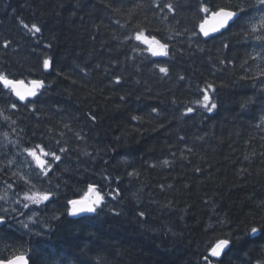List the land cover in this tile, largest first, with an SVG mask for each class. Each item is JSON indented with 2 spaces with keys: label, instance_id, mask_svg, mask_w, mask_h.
Masks as SVG:
<instances>
[{
  "label": "trees",
  "instance_id": "trees-1",
  "mask_svg": "<svg viewBox=\"0 0 264 264\" xmlns=\"http://www.w3.org/2000/svg\"><path fill=\"white\" fill-rule=\"evenodd\" d=\"M228 2L0 0V72L44 81L23 103L0 84V207L10 217L0 259L264 264V230L249 235L264 228V51L255 39L264 31L237 35L233 24L208 40L199 34L200 5ZM140 30L166 43L167 55L153 56L134 38ZM203 90L212 112L197 104ZM36 145L61 157L42 156L52 164L46 177L25 156ZM90 184L103 204L73 218L68 201L94 195ZM45 191L49 201L23 208L26 193ZM228 237L222 258L205 260Z\"/></svg>",
  "mask_w": 264,
  "mask_h": 264
},
{
  "label": "snow or ice",
  "instance_id": "snow-or-ice-1",
  "mask_svg": "<svg viewBox=\"0 0 264 264\" xmlns=\"http://www.w3.org/2000/svg\"><path fill=\"white\" fill-rule=\"evenodd\" d=\"M206 3V0H205ZM205 3L200 5L199 11L206 14L205 19L199 24V31L205 37H209L211 33H217L221 29H227L232 27L233 24L238 25L239 32L237 35H250L251 33H255L258 30L264 31V0H235V2H231L229 0L228 3H222L221 5L210 7L205 6ZM163 8H167L168 12L174 11V5L172 3H166L163 5ZM251 10V11H250ZM210 13V16L208 15ZM253 13H258L259 18ZM211 21V26L209 27V23ZM231 22V23H230ZM21 24L24 28L28 29L29 32L40 33L42 29L38 27L36 24H32L29 28L28 24L24 23L21 20ZM251 29V33L249 32ZM137 41H140L146 45H148V51L151 52L153 56L156 55H167L168 45L166 43H161L155 36L149 38L145 35L144 30H140L136 33L134 37ZM255 39L260 42L262 46V51H264V35H257ZM7 46V42L5 44ZM227 47V45H225ZM251 59H256L255 56H250ZM223 63V61H222ZM247 63V61H245ZM50 66V61L48 59L43 60V67L47 70ZM160 72L167 73L168 69L165 67H160ZM261 76H264V70L260 73ZM256 79L255 77L244 76L241 79ZM0 84L3 85L5 89L10 90L11 94L14 95L18 101H25L28 97H34L37 95L38 91L44 87V81L33 79L28 81L25 84L23 80L10 79L5 73L0 72ZM262 90H264V81L261 82ZM214 86L212 84L207 85V89H212ZM123 99V98H122ZM197 104L200 107H203L206 111L212 112L217 108V104L211 101V97L209 96L208 90H203L202 99L197 101ZM26 106V105H25ZM10 107L15 109L17 108V103L12 102ZM244 107V105H241ZM187 113L193 112L191 107L187 108ZM152 112H157V109L154 107ZM2 114V111H0ZM5 120L8 117H4ZM94 120L95 117L93 116ZM133 120H138L140 117L132 116ZM264 119V117H262ZM65 127H68L65 125ZM71 131V129H69ZM6 135V134H5ZM77 138H79V134H77ZM37 149H40V155L37 154L36 150L33 148H25L24 151L28 156L32 157L35 161L36 166L40 169V172L44 174V176H48L50 170L52 169V164L48 161L42 159V156H51L53 161H60L61 157L57 155L55 152H46L40 145H36ZM65 148H60V152H65ZM11 163V161L9 162ZM165 164L168 161H164ZM132 175V173H129ZM23 179V178H22ZM9 188L12 187L11 184L8 185ZM89 192L95 193L93 196H85L80 200H69L68 204L71 205L69 209V215L76 216L81 213H96L98 207L102 206L104 201V196L101 195L100 191H96L93 185H89ZM52 193L50 192H34L32 195H28L27 193L24 196V200L29 203H23V208H29L30 203L33 205H39L42 202L49 201ZM0 199H3L0 197ZM19 203V201H17ZM11 211L16 212L17 209H12ZM9 210L7 208L0 207V225H3L7 222L10 217L8 216ZM21 215H24L21 213ZM36 213H32V216H35ZM141 216L144 213H140ZM32 216H28V220H32ZM18 223L25 229L29 228V224L25 223L23 220L18 221ZM262 229H258L257 227H252L249 235L255 234ZM39 235L40 233H36ZM233 243L231 237L219 239L215 246L212 247L209 256L222 258L223 254L229 248V246ZM209 257H205V260H208ZM0 264H29V257H27L23 252L19 254H14L7 260L0 259ZM259 264V262H258Z\"/></svg>",
  "mask_w": 264,
  "mask_h": 264
},
{
  "label": "water",
  "instance_id": "water-1",
  "mask_svg": "<svg viewBox=\"0 0 264 264\" xmlns=\"http://www.w3.org/2000/svg\"><path fill=\"white\" fill-rule=\"evenodd\" d=\"M209 16H210V13L208 14ZM205 19V18H204ZM231 23V22H230ZM211 26V21H210V23H209V27ZM225 30H227V29H221L219 32H217V33H211L210 34V36L209 37H205V36H203V34L202 33H200V31H199V34H200V36L204 39V40H208L209 38H211V37H213V36H215V35H217V34H220V33H222V32H224ZM25 84H27V83H25ZM2 85V84H1ZM42 89V88H41ZM40 89V90H41ZM39 90V91H40ZM35 97V96H34ZM34 97H28L25 101H29V100H33L34 99ZM16 98V97H15ZM17 99V98H16ZM25 101H19V102H25ZM77 200H80V199H77ZM70 208H71V205H70ZM69 208V209H70ZM91 215H93V213H81V214H79V215H76V216H72V217H74V218H79V217H84V216H91ZM216 244V243H215ZM215 244L212 246V247H214L215 246ZM212 249V248H211ZM228 250V249H227ZM226 250V251H227ZM211 251V250H210ZM210 251L208 252V257L210 258V259H212V260H216V261H218V260H220L221 258H216V257H210L209 256V253H210ZM30 264V263H29Z\"/></svg>",
  "mask_w": 264,
  "mask_h": 264
},
{
  "label": "rangeland",
  "instance_id": "rangeland-1",
  "mask_svg": "<svg viewBox=\"0 0 264 264\" xmlns=\"http://www.w3.org/2000/svg\"><path fill=\"white\" fill-rule=\"evenodd\" d=\"M36 152H37L38 155H40V150L39 151L36 150ZM25 156L27 158H30L35 163V161L32 159V157L28 156L27 153L25 154ZM41 158L43 159V157H41ZM91 196H93V195H91Z\"/></svg>",
  "mask_w": 264,
  "mask_h": 264
}]
</instances>
